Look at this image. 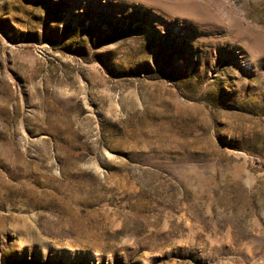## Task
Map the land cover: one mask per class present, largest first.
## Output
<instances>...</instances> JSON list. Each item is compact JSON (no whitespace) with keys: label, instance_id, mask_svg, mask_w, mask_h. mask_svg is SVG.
I'll return each instance as SVG.
<instances>
[{"label":"rangeland","instance_id":"1","mask_svg":"<svg viewBox=\"0 0 264 264\" xmlns=\"http://www.w3.org/2000/svg\"><path fill=\"white\" fill-rule=\"evenodd\" d=\"M0 264H264V0H0Z\"/></svg>","mask_w":264,"mask_h":264}]
</instances>
